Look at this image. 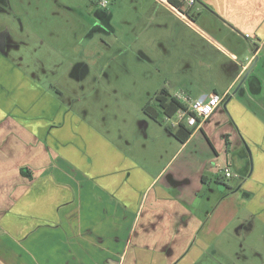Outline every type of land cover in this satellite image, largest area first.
<instances>
[{"label": "crops", "instance_id": "0c3cea01", "mask_svg": "<svg viewBox=\"0 0 264 264\" xmlns=\"http://www.w3.org/2000/svg\"><path fill=\"white\" fill-rule=\"evenodd\" d=\"M104 1L102 18L113 20L107 5L118 0ZM180 1L184 13L169 0L133 5L151 20L126 33L157 80L142 114L110 89L84 90L95 78L79 70L98 61L91 27L87 52L60 75L63 61L36 55L50 45L40 38L29 56L18 27L0 23V264H26L51 225L69 254L27 255L32 264H202L221 252L264 253V0ZM163 87L227 96L181 141L166 117L143 110Z\"/></svg>", "mask_w": 264, "mask_h": 264}, {"label": "rangeland", "instance_id": "374dc122", "mask_svg": "<svg viewBox=\"0 0 264 264\" xmlns=\"http://www.w3.org/2000/svg\"><path fill=\"white\" fill-rule=\"evenodd\" d=\"M103 1L0 0V23L10 22L13 27H18L16 30L19 39L24 38L22 41L29 42L26 46L30 48L27 53L29 56L37 50H34L32 46L33 44L36 45L40 38L50 45V48H53L52 50L43 48L40 53H36L37 51L35 53L44 57L51 56L47 58L50 61H57V59L63 61L59 64V67H61L60 75L69 67L68 62L79 61L78 56L82 57V54L87 52L83 46L88 39L86 38V32L89 34L91 27V34L94 38L93 54L94 58H98V61L93 67L79 70L80 72H87L90 77L95 78L85 81L87 87H83L84 90L97 88L103 93V91L110 89V95H113L111 97L121 106L131 108L133 114H142L140 106L149 95V89L157 81L155 79L156 74L153 70V64L150 63L151 61L139 57L138 49L133 44L134 33H126V30L133 26V23L138 22V19H141L142 24H150L151 16L147 15L146 12L140 14L144 13L140 9L141 7L139 9L133 7L137 4V0H118L113 3L108 2L107 5L109 9L111 7L114 9L113 20H111L112 15L110 13L106 18H101L98 13H101V9L106 7L102 5ZM142 1L139 0V3ZM90 9L94 10L93 16L88 14ZM6 10L8 11L6 12ZM127 10H129V13L126 12ZM109 21H111L110 25L114 27L115 32L113 31V33L109 32V28H111L108 25ZM22 27L24 28L22 29ZM76 44L78 47H76ZM76 55L77 57L74 58ZM161 82L163 83L160 79L158 84ZM69 86L70 83L63 77L59 82V88L63 92L71 93L65 100L73 102L78 96L73 93L74 90H70ZM53 228V225H51L50 228L45 230L47 237L44 236L43 238L46 239L38 240V238H35L31 242L29 248L32 251L23 255L22 260L24 263H31V257L37 260L39 255H44L47 260L49 258L54 261L59 252L69 254V241H58V235L53 236ZM17 247L22 249V245ZM231 251L234 253L235 249L231 248L229 252ZM262 253L260 251L258 254L254 252V254L249 255H228L221 252L212 256H204L202 264H264V253ZM27 255H30V258ZM16 258H19V256Z\"/></svg>", "mask_w": 264, "mask_h": 264}, {"label": "built area", "instance_id": "2783aa9c", "mask_svg": "<svg viewBox=\"0 0 264 264\" xmlns=\"http://www.w3.org/2000/svg\"><path fill=\"white\" fill-rule=\"evenodd\" d=\"M192 5L196 0H185ZM107 2V1H104ZM178 9V8H177ZM180 10V9H179ZM181 13H184L180 10ZM249 35V34H248ZM175 96L182 106L171 117H166V120L171 126L179 127H195L203 120L210 117L214 111L223 104L226 99V93H212L207 99H196L184 91H177ZM224 173L227 177L233 176V171L230 165L224 168Z\"/></svg>", "mask_w": 264, "mask_h": 264}, {"label": "trees", "instance_id": "16d2710c", "mask_svg": "<svg viewBox=\"0 0 264 264\" xmlns=\"http://www.w3.org/2000/svg\"><path fill=\"white\" fill-rule=\"evenodd\" d=\"M169 1L175 7L184 12L183 4L180 0ZM52 88L57 94H62V91L58 87L52 85ZM181 106L182 103L175 96H173L166 87H163L155 93L151 101H148L144 105L143 110L145 114L162 123L165 117L173 116ZM167 129L181 141H185L191 133V131L184 125L179 126L176 131H174L170 126H168ZM183 130H185V132H183Z\"/></svg>", "mask_w": 264, "mask_h": 264}, {"label": "flooded vegetation", "instance_id": "af4514ba", "mask_svg": "<svg viewBox=\"0 0 264 264\" xmlns=\"http://www.w3.org/2000/svg\"><path fill=\"white\" fill-rule=\"evenodd\" d=\"M99 14V17H101L102 18V14L101 13H98Z\"/></svg>", "mask_w": 264, "mask_h": 264}]
</instances>
